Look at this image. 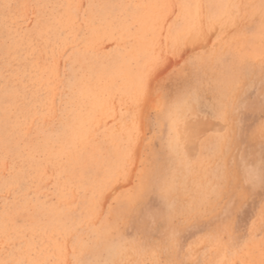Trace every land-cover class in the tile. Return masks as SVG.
<instances>
[{
  "label": "rangeland",
  "instance_id": "1",
  "mask_svg": "<svg viewBox=\"0 0 264 264\" xmlns=\"http://www.w3.org/2000/svg\"><path fill=\"white\" fill-rule=\"evenodd\" d=\"M0 264H264V0H0Z\"/></svg>",
  "mask_w": 264,
  "mask_h": 264
},
{
  "label": "snow or ice",
  "instance_id": "2",
  "mask_svg": "<svg viewBox=\"0 0 264 264\" xmlns=\"http://www.w3.org/2000/svg\"><path fill=\"white\" fill-rule=\"evenodd\" d=\"M145 91L147 92V87H146V90Z\"/></svg>",
  "mask_w": 264,
  "mask_h": 264
}]
</instances>
